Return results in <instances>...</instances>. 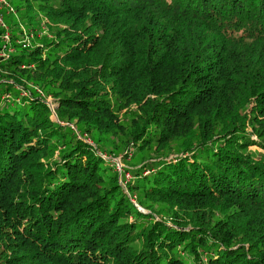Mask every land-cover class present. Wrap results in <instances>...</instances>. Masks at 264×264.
<instances>
[{
    "label": "trees",
    "instance_id": "trees-1",
    "mask_svg": "<svg viewBox=\"0 0 264 264\" xmlns=\"http://www.w3.org/2000/svg\"><path fill=\"white\" fill-rule=\"evenodd\" d=\"M4 3L0 264H264V0Z\"/></svg>",
    "mask_w": 264,
    "mask_h": 264
},
{
    "label": "rangeland",
    "instance_id": "rangeland-1",
    "mask_svg": "<svg viewBox=\"0 0 264 264\" xmlns=\"http://www.w3.org/2000/svg\"><path fill=\"white\" fill-rule=\"evenodd\" d=\"M0 7H8V6H7L6 3L0 1ZM11 13H14V12H11ZM41 19H44V18L42 17ZM46 100H47V107L51 111V117H52L53 120H56L57 117L54 115L55 104H54L53 100L50 97H48V96L46 97ZM252 148H255V147H252ZM116 169L117 170H121V166H120L119 161H118V166L116 167ZM209 204H210V202L208 201V202H206V204L204 206H201V205H198V206L188 205L186 207V211L189 213V215L182 216L180 222L184 223L185 225H189L190 222L195 220L196 216L201 212L202 209H204V211L205 210L206 211L209 210L208 209ZM214 211H215V209L211 210L212 213H214ZM167 221H169V223H172V220H167ZM248 230H252V227L248 228Z\"/></svg>",
    "mask_w": 264,
    "mask_h": 264
},
{
    "label": "built area",
    "instance_id": "built-area-1",
    "mask_svg": "<svg viewBox=\"0 0 264 264\" xmlns=\"http://www.w3.org/2000/svg\"><path fill=\"white\" fill-rule=\"evenodd\" d=\"M0 1L4 2V0H0ZM8 11H9V12H13V9L10 8ZM1 23H2V19H1V17H0V24H1ZM0 39H2V40L5 41V42H8V41H9V33H8L7 31H5V32H4V35L1 36ZM28 44H29V43L26 42V43H24L23 46H28ZM129 177H130V176L127 174V178H129Z\"/></svg>",
    "mask_w": 264,
    "mask_h": 264
}]
</instances>
